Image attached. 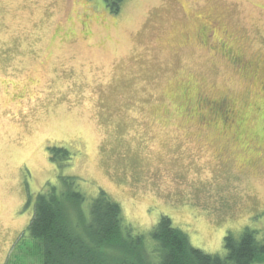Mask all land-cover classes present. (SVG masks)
I'll return each mask as SVG.
<instances>
[{
  "label": "rangeland",
  "instance_id": "obj_1",
  "mask_svg": "<svg viewBox=\"0 0 264 264\" xmlns=\"http://www.w3.org/2000/svg\"><path fill=\"white\" fill-rule=\"evenodd\" d=\"M263 86L264 0H0V264H44L28 226L68 176L149 251L162 215L207 253L261 241Z\"/></svg>",
  "mask_w": 264,
  "mask_h": 264
},
{
  "label": "trees",
  "instance_id": "obj_2",
  "mask_svg": "<svg viewBox=\"0 0 264 264\" xmlns=\"http://www.w3.org/2000/svg\"><path fill=\"white\" fill-rule=\"evenodd\" d=\"M121 1L108 0L112 11H118ZM78 185V178L68 176L37 195L28 230L43 244L44 264H256L264 260V236L258 240L255 230L245 228L239 238L228 233L225 255L211 254L195 247L167 215L153 227L155 246L149 251L144 235L133 234L124 223L118 201L101 190L84 208L88 198Z\"/></svg>",
  "mask_w": 264,
  "mask_h": 264
},
{
  "label": "flooded vegetation",
  "instance_id": "obj_3",
  "mask_svg": "<svg viewBox=\"0 0 264 264\" xmlns=\"http://www.w3.org/2000/svg\"><path fill=\"white\" fill-rule=\"evenodd\" d=\"M216 28H218V27H216ZM207 29H208V31H207ZM215 32V30H214V26L213 25H211V24H207L206 23V25L204 26V29H203V34L205 35V36H207L208 34L209 35H211L212 36V34ZM225 35H227V36H229V34H228V32L227 31H225ZM230 37V36H229ZM230 39V38H229ZM222 48H224V49H227V55H228V57L229 58H232L233 59V61H234V63L236 64V65H239L238 64V61H237V57H236V55L234 56V54L232 53V51L231 50H229L228 48V46H229V43L226 41L225 42V40L222 38ZM242 63H243V61H242ZM262 91H263V94H264V86L262 87ZM217 103V102H216ZM221 103V104H220ZM225 102H224V100H221L219 103H217V109H218V111L219 112H221V113H224L225 112V107H226V104H224Z\"/></svg>",
  "mask_w": 264,
  "mask_h": 264
}]
</instances>
